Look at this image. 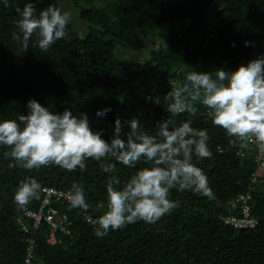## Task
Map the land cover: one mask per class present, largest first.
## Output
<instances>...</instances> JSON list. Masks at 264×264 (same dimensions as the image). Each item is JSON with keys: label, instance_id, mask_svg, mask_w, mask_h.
Listing matches in <instances>:
<instances>
[{"label": "trees", "instance_id": "trees-1", "mask_svg": "<svg viewBox=\"0 0 264 264\" xmlns=\"http://www.w3.org/2000/svg\"><path fill=\"white\" fill-rule=\"evenodd\" d=\"M34 4L37 15L49 6L71 13L65 38L46 52L37 45L38 33L22 46V33L15 27L21 10ZM21 37V42L13 34ZM245 41L250 44L245 46ZM157 42H161L160 47ZM233 43L235 46L233 47ZM159 47V48H158ZM129 52L140 53L132 56ZM264 55V0H0V122L27 115V103L37 100L55 113L65 109L79 116L87 113L93 131L111 142L115 121L121 120L122 139L130 131L127 121L140 120L142 130L157 132L156 123L171 117L165 95L185 81L190 71L219 69L236 71L241 64ZM149 97L151 99H149ZM159 101V104L156 103ZM111 111L104 116L97 112ZM207 109L194 105L171 117L176 125L191 120L195 129H206L210 137L209 158L193 163L204 170L214 198L191 190L172 189L169 198L179 207L155 224L143 220L95 235V221L107 211V182L115 175L122 187L145 165L126 167L111 157L87 159L85 170H65L57 165L26 170L0 146V264H25L28 242L35 240L37 264H264V186L253 193V229L226 225L229 201L249 190L257 165L237 156V146L223 128L213 125ZM222 149V151L220 150ZM117 164L115 173H105L100 163ZM43 187L71 190L74 182L85 190L90 205L88 222L84 210L57 204L72 220L71 234H59L60 244H50V228L25 233L19 219L24 211L14 197L26 178ZM42 199L32 200L36 209Z\"/></svg>", "mask_w": 264, "mask_h": 264}, {"label": "clouds", "instance_id": "clouds-1", "mask_svg": "<svg viewBox=\"0 0 264 264\" xmlns=\"http://www.w3.org/2000/svg\"><path fill=\"white\" fill-rule=\"evenodd\" d=\"M3 3L9 6V0ZM16 11L20 19L15 21V27L22 33L25 50L33 34L38 33L37 45L46 52L56 41L65 38L72 19L69 11L54 6L38 15L32 3ZM13 38L21 42L15 33ZM249 44L245 41V46ZM169 83L173 86L165 100L171 117L185 111L194 114V105L200 103L208 110L213 125L223 128L229 137L237 138L241 148H248L254 141L264 152V55L247 65L241 64L236 71L219 69L215 77L210 72L190 71L179 86ZM27 108V115L0 122V146L11 149L4 156L15 161L9 164L10 168L32 170L57 165L68 171L77 168L83 171L87 159L106 161L108 157L130 168L142 160L145 165H151L135 172L122 187H117L122 183L118 176L108 180L107 211L95 221V235L99 238L107 236L110 229L117 230L139 220L155 224L170 214L179 207V201L169 198L172 189L191 190L214 198L207 175L193 163L194 155L197 159L211 157L210 137L206 129L193 128L191 120L178 126L171 117L158 121L156 134L150 135L142 130L140 120L133 117L125 122L130 128L125 140L121 138L123 125L117 118L109 143L102 138V130H92L87 113L76 116L69 109L55 113L35 99L28 101ZM110 111V107L105 108L97 116ZM115 162H102L100 168L105 173H115ZM41 191L42 186L35 178L22 180L14 197L18 210L26 213L29 203L40 199ZM68 201L71 208L87 211L90 207L83 186L76 182L72 184Z\"/></svg>", "mask_w": 264, "mask_h": 264}, {"label": "built area", "instance_id": "built-area-1", "mask_svg": "<svg viewBox=\"0 0 264 264\" xmlns=\"http://www.w3.org/2000/svg\"><path fill=\"white\" fill-rule=\"evenodd\" d=\"M237 146V156L244 160L252 159L257 169L251 176V183L249 190L246 193H241L229 201L228 214L223 216V221L235 229H253L259 224L258 219L253 215V193L258 192L260 187L264 186V152H261L257 147L256 142H251L248 148L240 147V142L233 137ZM222 151V149H220ZM42 199L36 209H27L24 212L23 219H19L21 230L25 233L40 230L42 224H47L50 228V234L47 241L50 244H60L62 239L59 234L70 235L72 230V220L68 213L61 211L57 204L67 203L68 195L71 190H64L54 186H45L42 188ZM84 217L88 222L93 221L92 215L84 211ZM27 221L31 222L30 224ZM28 242L25 256V264H37L35 261V240L33 238H26Z\"/></svg>", "mask_w": 264, "mask_h": 264}, {"label": "rangeland", "instance_id": "rangeland-1", "mask_svg": "<svg viewBox=\"0 0 264 264\" xmlns=\"http://www.w3.org/2000/svg\"><path fill=\"white\" fill-rule=\"evenodd\" d=\"M97 1H99V0H97ZM155 44H156V47H157V46L160 47L161 42H157V43H155ZM159 47H158V48H159ZM129 54L132 55V56H138V55H140V53H136V52H129Z\"/></svg>", "mask_w": 264, "mask_h": 264}]
</instances>
